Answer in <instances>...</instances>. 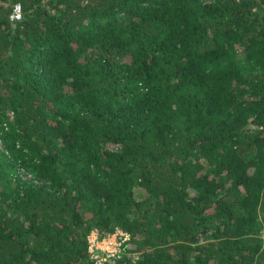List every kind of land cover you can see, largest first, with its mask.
<instances>
[{
	"label": "trees",
	"instance_id": "obj_1",
	"mask_svg": "<svg viewBox=\"0 0 264 264\" xmlns=\"http://www.w3.org/2000/svg\"><path fill=\"white\" fill-rule=\"evenodd\" d=\"M0 264H264V0H0Z\"/></svg>",
	"mask_w": 264,
	"mask_h": 264
},
{
	"label": "built area",
	"instance_id": "obj_2",
	"mask_svg": "<svg viewBox=\"0 0 264 264\" xmlns=\"http://www.w3.org/2000/svg\"><path fill=\"white\" fill-rule=\"evenodd\" d=\"M17 5L20 6V15L22 17V7L20 4H16L14 9H13V13H12V17L14 16V13H15V10L17 8ZM95 232V231H94ZM93 232V233H94ZM122 233V236L120 238H118V241L115 242L116 244H114L111 248L110 247H103L101 245V241L102 239H104L105 237L103 238H100L98 236V231L96 230V232L93 234L90 235V251L92 252V255L94 258L97 259V261L99 262H103L105 260H107L108 258L114 256L117 254V256L119 255V252L121 251V243H122V240L128 238V233H126L125 231L123 230H120L118 231V233ZM93 235V237H91Z\"/></svg>",
	"mask_w": 264,
	"mask_h": 264
},
{
	"label": "rangeland",
	"instance_id": "obj_3",
	"mask_svg": "<svg viewBox=\"0 0 264 264\" xmlns=\"http://www.w3.org/2000/svg\"><path fill=\"white\" fill-rule=\"evenodd\" d=\"M26 177H27V175H26ZM28 177H29V175H28ZM96 232V230L94 229L92 232H91V234L93 233V232ZM120 231V230H119ZM94 232V233H95ZM93 233V234H94ZM122 236V233H118V231L117 232H114V233H111V234H108L107 236H105V238L104 239H102V241H101V245L103 246V247H112L114 244H116L115 242H117L118 241V238H120ZM91 237H93V235L91 236Z\"/></svg>",
	"mask_w": 264,
	"mask_h": 264
},
{
	"label": "clouds",
	"instance_id": "obj_4",
	"mask_svg": "<svg viewBox=\"0 0 264 264\" xmlns=\"http://www.w3.org/2000/svg\"><path fill=\"white\" fill-rule=\"evenodd\" d=\"M20 6L17 5V8L15 10V13H14V16L13 17H10V19H21V15H20Z\"/></svg>",
	"mask_w": 264,
	"mask_h": 264
}]
</instances>
